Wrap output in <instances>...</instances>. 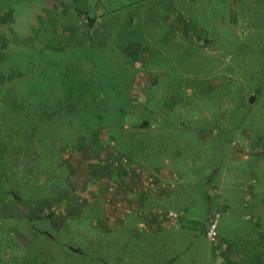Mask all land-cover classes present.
Here are the masks:
<instances>
[{"label": "rangeland", "instance_id": "rangeland-1", "mask_svg": "<svg viewBox=\"0 0 264 264\" xmlns=\"http://www.w3.org/2000/svg\"><path fill=\"white\" fill-rule=\"evenodd\" d=\"M0 264H264V0H0Z\"/></svg>", "mask_w": 264, "mask_h": 264}, {"label": "crops", "instance_id": "crops-1", "mask_svg": "<svg viewBox=\"0 0 264 264\" xmlns=\"http://www.w3.org/2000/svg\"><path fill=\"white\" fill-rule=\"evenodd\" d=\"M108 152V151H107ZM106 152V154H103L102 156H101V161H102V163L103 162H105V164H106V167H109V165H108V163H109V160H110V158H111V151H110V153H107ZM126 156V155H125ZM127 157V156H126ZM247 158L248 157H246L245 158V160H247ZM105 160V161H104ZM187 162L188 163H193L194 161H190V160H187ZM97 166H99V164H95L93 167H97ZM100 167V169L98 170V169H95L96 171L94 172V173H92V172H90V178H88V180H85V181H83L82 182V184H81V186H71V189L74 187L75 188V193H74V196H75V198H76V200L78 199V200H81V201H83L82 200V198H78V197H80L81 195H83L82 197L83 198H87V197H89V196H91V191H93L92 193H95V194H93V195H98V193L99 192H101V186H103V183L101 182V180H99L98 178H97V176H98V174L101 172L102 173V176H103V170H104V167L103 166H99ZM111 169V168H110ZM162 169V168H161ZM108 170V169H107ZM112 170V169H111ZM163 170V171H162ZM162 170H159L158 172V174H156V176L159 178L160 176H162V175H160V174H162V173H164V178H166L167 180H165L164 178H162L161 179V182H168V183H170V184H172L173 186H177L178 185V187L180 186L181 187V185H183L184 183H186L187 181H189V179L188 178H186V176L182 179V176H181V174L177 171V172H175V171H171V170H169V169H162ZM108 173H109V170H108ZM189 173V172H188ZM192 173H194V172H191V175H192ZM95 174V175H94ZM187 174V173H186ZM115 175V174H114ZM131 175H133V176H135V173H133V174H131ZM179 176V178L180 179H177V177L176 176ZM183 175V174H182ZM123 176V177H122ZM102 180L104 179V178H101ZM113 179L114 180H119L120 179V184L119 183H115V186H125L126 184H124V181H125V175H120V176H113V177H111V178H109V177H106L105 179H104V183L106 182L107 183V181L108 180H110V181H113ZM143 179V178H142ZM181 179H182V181H181ZM92 182V183H91ZM133 183H135L136 185L135 186H139V184H138V178L136 177H134V180L132 181ZM182 183V184H181ZM93 185H95V186H93ZM105 186H106V184H105ZM146 186V185H145ZM154 187H155V191L154 190H152V192H153V194L152 193H150L149 194V196L150 197H152V198H155L156 196H158L159 195V191L160 190H162L161 189V187H160V185L158 184V186H156V183L154 184ZM139 191V190H138ZM136 192V193H133V196L131 197L130 196V200L131 201H133L134 203H137V206L138 205H140V204H142L143 202H145V194H144V192H145V190H142V189H140V191L139 192ZM71 195V194H70ZM92 195V196H93ZM77 200V201H78ZM107 207H111V209H112V211H111V214H113V215H115V216H118L119 215V211H114V209H113V205H111V206H107ZM75 209H72V210H69L70 211V214H72V215H76V214H78V211H74ZM118 213V214H117ZM121 216L123 215V213L122 214H120ZM112 218V220H114V218L113 217H111ZM110 222V221H109Z\"/></svg>", "mask_w": 264, "mask_h": 264}, {"label": "built area", "instance_id": "built-area-1", "mask_svg": "<svg viewBox=\"0 0 264 264\" xmlns=\"http://www.w3.org/2000/svg\"><path fill=\"white\" fill-rule=\"evenodd\" d=\"M108 165L112 170H117V169H127L131 164H130V160L128 159V157L122 155L119 151L114 150V151H111V158L109 160ZM143 183H145L146 186H152V187L155 184L152 176L144 177ZM110 186H114V185H110ZM119 197L120 196L114 187L109 188V194L107 196V201L108 199H112L116 203ZM118 206H121V204L118 203ZM165 214L170 224L177 223L178 218H179L178 213L172 210H168L165 212ZM219 220H220L219 213L213 214V216L209 220V224H208L207 232H206L207 238L209 240H215L218 237Z\"/></svg>", "mask_w": 264, "mask_h": 264}, {"label": "trees", "instance_id": "trees-1", "mask_svg": "<svg viewBox=\"0 0 264 264\" xmlns=\"http://www.w3.org/2000/svg\"><path fill=\"white\" fill-rule=\"evenodd\" d=\"M91 22H92V20H90ZM86 82H89L88 80L86 81ZM113 84H111V83H108L107 84V86H109V87H111ZM107 88V87H106ZM107 94H108V92H106ZM98 94V93H97ZM97 94H95V95H97ZM99 94H102V92L101 93H99ZM124 106V105H123ZM95 107H96V109H97V111L99 110V108H100V106L99 105H96V106H94L93 108L94 109H92V108H86V111H89L90 112V116L92 117L94 114H96V111H95ZM97 116H98V119H100L99 118V112L97 113ZM101 120V119H100ZM95 134H96V132H95ZM91 139H92V137H91ZM117 150V149H116ZM117 151H119V149L117 150Z\"/></svg>", "mask_w": 264, "mask_h": 264}]
</instances>
